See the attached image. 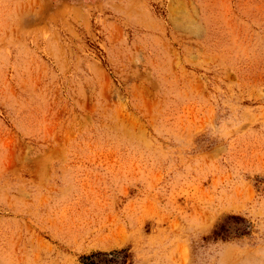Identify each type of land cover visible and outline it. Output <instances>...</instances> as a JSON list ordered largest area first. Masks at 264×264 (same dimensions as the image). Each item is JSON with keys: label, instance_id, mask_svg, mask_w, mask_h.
<instances>
[{"label": "rangeland", "instance_id": "rangeland-1", "mask_svg": "<svg viewBox=\"0 0 264 264\" xmlns=\"http://www.w3.org/2000/svg\"><path fill=\"white\" fill-rule=\"evenodd\" d=\"M91 261L264 264V0H0V264Z\"/></svg>", "mask_w": 264, "mask_h": 264}, {"label": "trees", "instance_id": "trees-1", "mask_svg": "<svg viewBox=\"0 0 264 264\" xmlns=\"http://www.w3.org/2000/svg\"><path fill=\"white\" fill-rule=\"evenodd\" d=\"M106 253H101V252H99V253H95V254H93V256H97V255H105ZM89 258V257H88ZM89 264H98L97 262H89Z\"/></svg>", "mask_w": 264, "mask_h": 264}]
</instances>
